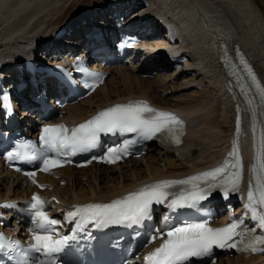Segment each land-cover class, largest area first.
<instances>
[{"label": "bare ground", "instance_id": "1", "mask_svg": "<svg viewBox=\"0 0 264 264\" xmlns=\"http://www.w3.org/2000/svg\"><path fill=\"white\" fill-rule=\"evenodd\" d=\"M263 10L264 0H0V57L6 60L26 48L39 60L88 54L92 45L98 49L108 46L131 15L149 11L165 19L168 28L155 24L138 31L150 30L153 37L147 39L175 38L177 53H183L189 66L187 70L181 65L178 72L173 67L175 62L153 59L148 63L152 68L167 69L154 81L143 78L136 68L112 69L102 88L66 108V119L74 122L83 121L100 109L145 100L163 112L179 110L193 123L183 149L155 148L147 155L109 168L62 169L58 179H47L52 187L47 194L59 197L64 207L88 201L108 202L153 184L188 180L216 166L229 149L235 122L233 105L237 102L224 84L218 63L219 45L224 39L239 44L264 78ZM82 18L89 21L84 30L80 27ZM199 21L204 30L198 27ZM66 24V37L58 38L59 28ZM92 25L102 27L104 34L90 37L94 33ZM92 59L93 63L98 61ZM59 91L48 84L49 95ZM31 94L16 93V101L27 106L32 101ZM25 115L26 111L21 113ZM13 177L0 166V201L26 198L32 192L22 179ZM250 186L249 181L242 192ZM258 263V257L246 259L243 255L215 261Z\"/></svg>", "mask_w": 264, "mask_h": 264}, {"label": "snow or ice", "instance_id": "2", "mask_svg": "<svg viewBox=\"0 0 264 264\" xmlns=\"http://www.w3.org/2000/svg\"><path fill=\"white\" fill-rule=\"evenodd\" d=\"M141 104H144V102L113 106L100 112L93 119L71 129L70 134L69 130L63 125L45 126L40 141L49 153L59 155L62 151H70L75 154L95 148L102 133L136 134L140 139L147 141L157 137L158 133L165 130L171 132L170 125L179 123L173 115L148 107L146 104L141 106ZM135 143H137L136 140L125 141L126 145ZM115 151L116 149L108 150L109 153ZM7 156L12 159H20L19 155L13 156L12 152H8ZM32 159L36 160L39 157L32 156ZM112 159H115V157ZM42 163L43 170L48 171L51 166H57L60 161L50 159L47 155H44ZM236 168H241L239 162L236 164ZM26 174L32 176L34 172ZM227 175V166L216 168L202 174L205 178L203 187L196 183L201 180V176H194L188 180L166 181L147 186L122 200L77 208L69 211L67 216L73 219L82 216L84 220L95 223L97 227L122 223L140 224L143 219L149 217V209L153 202L161 204L167 200L168 196L173 197L169 204L170 208L195 207L199 201L210 197L213 191L217 189H224L223 198L228 199L229 183L232 191H237L241 173L239 171L234 172L230 181L225 179ZM174 185H191V188H181L177 192L165 191V189H171ZM247 197L249 203L246 208L252 209L253 220H258L259 229H264V211L257 212V208L264 209V190H261L259 197L255 198L250 186ZM254 198L256 199L255 204L252 203ZM33 201L31 208L36 209V211L32 219L37 223V228L33 230L35 232L34 244L30 246L27 252L41 253L43 251L45 256L51 257L53 254L62 251L69 239L74 237L64 236L60 239H53V236L48 232L52 226L58 225L60 222L49 218L45 211L39 210L43 207V202L39 197L34 196ZM10 206L5 205V207ZM166 220L167 217H165ZM242 224L243 222L240 221L230 223L224 228L214 229L206 226L205 223H192L169 229L166 233L157 231L153 238L164 236V243L151 253L148 259H155L156 264H178V262L187 260L190 257L210 255L214 245L241 249V245L245 241L237 238L246 235V233H252V235L247 241V246L241 250H247L248 247L252 246L253 241L257 242V247L252 248L253 251L257 250L259 245H264V236L257 235L252 229H247L246 233L236 231L238 226H242ZM80 226V224H77V227ZM259 250L264 251V248H259Z\"/></svg>", "mask_w": 264, "mask_h": 264}, {"label": "rangeland", "instance_id": "3", "mask_svg": "<svg viewBox=\"0 0 264 264\" xmlns=\"http://www.w3.org/2000/svg\"><path fill=\"white\" fill-rule=\"evenodd\" d=\"M264 11V10H263ZM145 31V30H144ZM74 32V31H73ZM73 32H71V33H73ZM151 34H153V33H151ZM89 36L90 37H92V38H94V36H96V34L94 35V33H91V34H89ZM160 75H162V74H160ZM159 76V75H158ZM158 76H155L154 78H152V79H149L150 81H154L155 79H157L158 78ZM193 91H195V90H193Z\"/></svg>", "mask_w": 264, "mask_h": 264}, {"label": "water", "instance_id": "4", "mask_svg": "<svg viewBox=\"0 0 264 264\" xmlns=\"http://www.w3.org/2000/svg\"><path fill=\"white\" fill-rule=\"evenodd\" d=\"M219 38H222L221 36H219ZM227 43L228 41L226 39H224ZM232 49H234V51H239L240 48L238 46H232Z\"/></svg>", "mask_w": 264, "mask_h": 264}]
</instances>
